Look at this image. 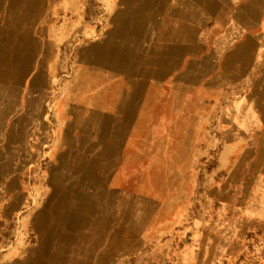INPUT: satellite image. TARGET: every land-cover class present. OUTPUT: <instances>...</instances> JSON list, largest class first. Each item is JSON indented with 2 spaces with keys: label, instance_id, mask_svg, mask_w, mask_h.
<instances>
[{
  "label": "crops",
  "instance_id": "crops-1",
  "mask_svg": "<svg viewBox=\"0 0 264 264\" xmlns=\"http://www.w3.org/2000/svg\"><path fill=\"white\" fill-rule=\"evenodd\" d=\"M72 1L0 0V153L43 135L62 99V134L90 140L67 149L90 159L74 183L139 182L145 166L148 183L161 167L186 182L210 152L212 197L264 223V0H112L95 26Z\"/></svg>",
  "mask_w": 264,
  "mask_h": 264
},
{
  "label": "rangeland",
  "instance_id": "rangeland-1",
  "mask_svg": "<svg viewBox=\"0 0 264 264\" xmlns=\"http://www.w3.org/2000/svg\"><path fill=\"white\" fill-rule=\"evenodd\" d=\"M72 5L74 16L90 18L92 26L114 7L112 0ZM61 100L54 120L44 106L43 135L27 136L25 146L16 142L5 156L0 153V162L10 164L4 174L0 168V264H264V223L243 215L241 199L227 205L212 197L210 152H203L196 174L187 170L186 182L185 168L161 167L159 182L148 183L153 172L145 166L139 182L74 183L93 179L84 173L90 159L88 152L67 149L88 147L90 140L62 134ZM91 154L99 173L100 153ZM104 215L106 231L100 230Z\"/></svg>",
  "mask_w": 264,
  "mask_h": 264
},
{
  "label": "bare ground",
  "instance_id": "bare-ground-1",
  "mask_svg": "<svg viewBox=\"0 0 264 264\" xmlns=\"http://www.w3.org/2000/svg\"><path fill=\"white\" fill-rule=\"evenodd\" d=\"M104 200V199H103ZM107 202V201H106Z\"/></svg>",
  "mask_w": 264,
  "mask_h": 264
}]
</instances>
